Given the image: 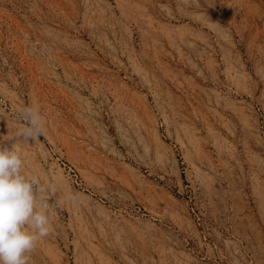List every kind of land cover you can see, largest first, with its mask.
Returning a JSON list of instances; mask_svg holds the SVG:
<instances>
[{
  "label": "rangeland",
  "instance_id": "1",
  "mask_svg": "<svg viewBox=\"0 0 264 264\" xmlns=\"http://www.w3.org/2000/svg\"><path fill=\"white\" fill-rule=\"evenodd\" d=\"M0 148L28 264H264V0H0Z\"/></svg>",
  "mask_w": 264,
  "mask_h": 264
},
{
  "label": "clouds",
  "instance_id": "2",
  "mask_svg": "<svg viewBox=\"0 0 264 264\" xmlns=\"http://www.w3.org/2000/svg\"><path fill=\"white\" fill-rule=\"evenodd\" d=\"M21 115L24 126L14 136H23L27 141L43 134L38 105L23 108ZM22 165V158L13 148H0V264H28V254L51 231L43 196L37 205V178L23 175Z\"/></svg>",
  "mask_w": 264,
  "mask_h": 264
},
{
  "label": "bare ground",
  "instance_id": "3",
  "mask_svg": "<svg viewBox=\"0 0 264 264\" xmlns=\"http://www.w3.org/2000/svg\"><path fill=\"white\" fill-rule=\"evenodd\" d=\"M231 1H232V0H231ZM241 1H242V0H241ZM251 1H252V0H251ZM227 2L229 3V1H226V3H227ZM226 6H227V4H226ZM231 7H232V5H231ZM247 7H248V6H247ZM224 9H225V8H224ZM233 9H234V8H233ZM230 11H231V10H230ZM230 17H231V16H230ZM213 22H214V21H213ZM215 23H216V21H215ZM212 24H213V23H212V21H211V26L214 25V24H213V25H212ZM208 40H209V39H208ZM205 44H206V42H205ZM220 46H221V45H220ZM214 48H215V47H214ZM202 49H203V48H202ZM205 49H206V48H205ZM203 50H204V49H203ZM221 50H223V49H221ZM203 52H204V51H203ZM207 53H208V52H207ZM207 53H205V54H207ZM209 53H211V52L209 51Z\"/></svg>",
  "mask_w": 264,
  "mask_h": 264
}]
</instances>
